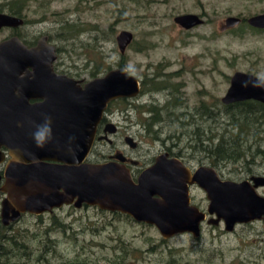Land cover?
I'll return each mask as SVG.
<instances>
[{
  "label": "rangeland",
  "instance_id": "rangeland-1",
  "mask_svg": "<svg viewBox=\"0 0 264 264\" xmlns=\"http://www.w3.org/2000/svg\"><path fill=\"white\" fill-rule=\"evenodd\" d=\"M23 1L28 20L21 29L24 37L33 41L48 36L58 49L57 68L65 74L91 81L93 73L102 77L118 69L124 58L125 68L141 80L154 73L178 72L171 81L183 83V87L179 86L181 108L169 106L174 102L171 90L131 100L161 108L160 123L154 126L157 134L147 131L151 122L150 114L145 113L148 108L127 110L128 119L121 122L131 124L132 132L139 135L138 151L132 153L144 159L171 150L172 155L190 166L211 165L206 154L197 149L217 144L226 126L216 125L208 112L201 118L202 110L198 108L205 102L212 113L216 112L213 105L225 96L230 86L228 78L235 72H255L264 78V31H254L244 23L221 31L228 17L246 22L264 14V0ZM186 14L203 15L205 24L189 32L183 30L174 19ZM70 24L86 27L87 32L72 37L63 31ZM122 31L135 35V43L124 56L116 40ZM8 36L9 31H0V42ZM127 104L117 103L114 109L124 111L129 108ZM196 134H202L203 141ZM105 148L110 146L105 144ZM244 148L253 162L252 171L262 173L264 156L256 150L264 151V142L249 139ZM244 160L225 166L220 172L224 180L244 179ZM193 194L206 210L203 191L196 189ZM56 215H28L21 219L12 231V238L24 244L18 251L7 238L3 240L5 235L11 238L12 233L0 232V245L9 254L18 255L11 257L13 264H264L261 223L239 227L233 234L226 232L223 225L205 224L199 239L183 234L163 242L153 227L98 208H65Z\"/></svg>",
  "mask_w": 264,
  "mask_h": 264
},
{
  "label": "water",
  "instance_id": "water-1",
  "mask_svg": "<svg viewBox=\"0 0 264 264\" xmlns=\"http://www.w3.org/2000/svg\"><path fill=\"white\" fill-rule=\"evenodd\" d=\"M175 23L191 29L204 21L187 14L177 16ZM241 23V18L229 17L222 30ZM247 23L264 30V14L250 17ZM23 24L22 19L0 14V28ZM116 40L124 56L134 34L122 31ZM57 59L56 47L48 44L47 37L35 47L18 37L0 43V165L6 158L2 148L12 157L8 168L0 169V183L5 182L1 189L6 194L1 212L5 225L25 213L39 216L64 205L85 204L155 226L165 239L183 234L198 239L207 215L191 205V185L207 194V214L216 217L208 225L224 221L233 231L237 224L264 218V197L257 192L264 186V177L253 178V185L223 181L213 168L192 173L182 160L168 154L159 156L137 182L123 163H84L108 105L137 97L140 82L122 67L81 87L76 80L56 74ZM246 100L264 104V79L238 72L223 102ZM40 131H44L42 146L35 139Z\"/></svg>",
  "mask_w": 264,
  "mask_h": 264
},
{
  "label": "flooded vegetation",
  "instance_id": "flooded-vegetation-1",
  "mask_svg": "<svg viewBox=\"0 0 264 264\" xmlns=\"http://www.w3.org/2000/svg\"><path fill=\"white\" fill-rule=\"evenodd\" d=\"M25 7H26V3L23 0H0V14L8 15V16H11L14 18H19V19H22L24 21V24L21 26H18V27H2V28H0V31H4V30L9 31V36L7 38H5L3 41L11 39L13 37H18L26 44V41L22 37L25 35L21 31V29L25 28V26L28 25V20L26 19V15H25V10H26ZM195 15H197V14H195ZM198 16L204 21V23L200 26H196V27L191 28V29H186V28H184L178 24L177 25L187 32L192 31V30L199 28L205 24L204 16L203 15H201V16L198 15ZM244 21L245 20L242 19V23L240 25H242L244 23ZM174 22H175V19H174ZM246 22H247V20H246ZM239 26H236L234 28H237ZM222 28H221L222 32H226L228 30L234 29V28H228V29L222 30ZM262 31H264V30H262ZM43 37H47L48 38V44H51L48 36H43ZM43 37H41L39 39H34L33 41H30V43L28 42L31 45H28V44H26V45L28 47H35L38 45V42ZM3 41H1V42H3ZM134 43H135V35H134V40H133V43L131 44V46ZM56 50H57V56H58V49L56 48ZM57 61H58V59H57ZM57 61L54 63V68H55V72L57 75L67 76L71 79H74L77 82H79L78 85L81 87H84L85 84L90 82V81H86L84 79H79L76 76L65 74L64 71H59L57 68L58 67ZM238 72L245 73L248 75H253L257 78L264 79L263 77L258 76L255 72H248V73L242 72V71H238ZM238 72H235L230 78H228L229 83H230L229 89L227 90L225 96L222 97L219 102H216L213 105V107L216 108V110H217L216 112L212 113V118H215L216 125L222 124V125L226 126V128L224 130L226 133L220 134L218 140L220 138H222L223 136H225L226 139L231 138L232 133H233L236 125H238L237 123L238 122L241 123L244 121L247 122L250 117L258 125L264 123V111L262 109H260V106L264 105L263 103L255 101V100L237 101V102H232L229 104L223 102V99L227 96V94H228V92L232 86V79H233L234 75ZM160 73L161 72L154 73L150 76H146L143 80H141L137 77L139 82H140V87H141L140 94L137 97L129 98V99H117V100L112 101L108 105V108H107L106 112L104 113L103 119L101 120L100 124L98 125L97 134H96V138H95V142H94V145L92 147V150H91L88 158L86 159V161L84 163H87V164H104V163H110V162L123 163V166L126 169L130 170L134 181L137 182L139 176L146 169H149L150 167H152L155 164L156 159L159 156H161L163 154H168L169 158H177L174 155H172V152H170L171 150L161 152V154H159L158 156H154L151 159L150 158L144 159L143 157L141 158V156L133 154L132 152L138 151V148L140 145V141L138 140L139 135L137 136L134 134V132H132V125L131 124H127V125L121 124V122H125V120L128 119V113L126 114L125 112H127V110H129V109H133V110L134 109H142V108H144V109L145 108L146 109L151 108V110L155 109L156 110L155 112L157 113L156 117L159 119L160 113L162 112V110H161V108L156 107L155 104H153V103L150 105L143 104V103L136 104L133 101H131V100H135V99L137 100L139 98L141 99L142 97H144L147 94L164 93V92H169V90H171V92H169V94L173 97L174 102L172 101L169 106L172 108H176V109L181 108L183 101L179 99V94L181 93L179 86L183 87V83L177 84V83L171 81V77L177 76L178 72L170 73V74H167V73L166 74H160ZM97 78H99V77H97ZM94 79H96V78H94ZM120 100H126V102L129 103L128 104L129 108L128 109L125 108L124 111L115 110L114 106L117 105V103L118 104L122 103V101H120ZM35 102L36 101H32L31 103H35ZM200 109L202 110V114H205L206 111H204V110H207V111L209 110V112H210V110H212L210 104L208 105L205 102H202V105H200L198 110H200ZM246 109H249L250 111L248 112ZM238 110H242V111H238ZM148 114H150V113L148 112ZM218 114H219V116H218ZM150 116L151 117H149L148 119L151 121L150 122V124H151L152 123L151 119L153 116H155V114H153L151 112ZM203 118H205V117H203ZM210 118H211V116H210ZM224 119L228 120V121H225V123H224V121H223ZM148 128H149V126H148ZM148 128H147V131H149ZM151 131L153 133L157 134V132L154 131V126H153ZM260 135H262L264 138V133H261ZM112 137L119 138V140L116 142L115 140L112 139ZM203 137H204V135H203ZM248 138L255 140V141H262V139H263V138L259 137V133L252 134V135H250V137L248 136ZM129 139L131 141H128ZM105 144L106 145L108 144L110 146V149H106ZM122 145H123V147L121 148ZM2 151L6 154V158H5L4 163L0 165V169H7L10 162L12 161V157L10 156L9 151L7 149L2 148ZM178 159H180V158H178ZM244 159H245L244 160L245 162H244V167H242V169L245 170L246 176L244 177V179H241L238 182L249 181L253 185L254 182L252 181V179L256 178V177H264V171L262 173H256L255 171H252L250 166H252L253 162H251V160L248 159V156L244 157ZM180 160H182V159H180ZM182 162L191 170L192 173H194L197 169H199L201 167L213 168L216 170V172L218 173V176L221 180L231 181V180H224L222 174L220 173L222 171V169L225 168V166H227V164H224V165L222 164L218 167L211 166V165L194 167V166H190V165L186 164L183 160H182ZM50 163L51 164H58L61 166L63 165V164H60L57 162H50ZM4 183H5L4 179H2V182L0 183L1 212H2L3 202L6 198V194L1 191L2 187L4 186ZM189 189H190L191 205L198 207L202 212L206 213V215H207L206 221L203 222V224H202V232H203L204 225L205 224L208 225V221L211 218H216V217L215 216H212V217L209 216L207 214V209L206 210L202 209L200 207V204L197 203V197H196V195L193 194V192L196 189L199 191H203V190L200 189L197 185H191L189 187ZM257 192L259 193L260 196L264 197V186H260L259 188H257ZM203 193L205 194V199L203 201L207 202V205H209V200L207 198V194L204 191H203ZM65 208H73V209L80 210V211H82V210L88 211L90 208H98V207H90V206L83 204L82 207L77 208L75 206V204H71V205H64L60 208H55L52 212H46V213L41 214L39 216H36V215H33V216L44 217L45 215L48 214V215L56 217L57 216L56 214L58 212H63L65 210ZM99 210H101V209H99ZM101 211H105V210H101ZM105 212H109V211H105ZM111 213H113L115 215L116 214L117 215H124V216L130 218L131 220H133L138 225L153 227V229H155V231L159 233V235L162 238L161 240L163 242L168 240V239H165L161 235V233L159 232V230L155 226L148 225L146 223H139V222L135 221L129 215L122 214L120 212H111ZM28 215L32 216V214H29V213L22 214L19 221L10 222V224H8V225L4 224L2 216L0 215V232L12 233L15 225L18 224L21 221V219H23L25 216H28ZM254 223H261L263 225V230H261L259 233V235L262 237L260 243L263 244L264 243V218H262L261 220H256V221L248 223V224H237L233 231L227 230L226 224L224 223V221H221L218 225L212 224L210 226L220 227L223 225L226 232L233 234L236 232L237 228L243 227L246 225H253ZM12 237H14L13 233L11 234V238ZM6 238H9V237H7V235H5L3 240H5ZM170 239H172V238H170ZM162 243H161V245H162ZM1 246L3 247V245H0V247ZM161 248L164 249V246ZM151 249H154V248H151ZM163 264H164V262H163Z\"/></svg>",
  "mask_w": 264,
  "mask_h": 264
},
{
  "label": "trees",
  "instance_id": "trees-1",
  "mask_svg": "<svg viewBox=\"0 0 264 264\" xmlns=\"http://www.w3.org/2000/svg\"><path fill=\"white\" fill-rule=\"evenodd\" d=\"M243 25L254 30V31L262 32V30H258V29H254V28L250 27L248 25V23L245 21H244ZM64 30H65V32H68L69 34H72L71 35L72 37H78L81 34L87 32L86 27H81V26H78L76 24H74V25L70 24V25L66 26L63 29V31ZM22 37L26 41V44L31 45V44H29L30 43L29 40H27L24 36H22ZM125 60H126L125 58L122 60L121 64L119 65V68L125 67ZM100 71L103 72V70H100ZM102 72H100V73H102ZM105 73L106 72H104V74ZM92 77L93 78L99 77V73H97V72L93 73ZM120 101H122V103H127L126 100H120ZM127 106H128V104H127ZM260 109H262L264 111V105H261ZM246 110L248 112L250 111L249 109H246ZM155 111H156L155 109L151 110V108H148L145 111V113L149 112L151 114V112H152L153 114H155V116H153L151 119L152 123L148 124L149 131L152 130L153 126H156L157 124L160 123V120L156 117L157 113ZM238 111H242V110H238ZM207 112H208V115L211 116V118H212V111H210V112L206 111L205 114ZM205 114H202L201 118H203V116ZM237 124L238 125H236V127L232 133L231 138L226 139L225 136H223L222 138H220L218 140L217 144L212 145V143H211L208 146L201 145L204 147L201 149H197V150H202L206 154V156H207V158L210 161L212 166L218 167L222 164L228 165L231 163H236V162H239L244 157H247L248 156L247 151L245 150L244 146L246 145V143L249 139L248 136L250 137V135H252V134L259 133V135H260L261 133H264V123H262L263 125L262 124L258 125L256 122H254L251 119V117L249 118V120L247 122H245V121L241 122V123L238 122ZM196 127L200 128L199 125H196ZM196 135L198 136L199 141H203V140H201L202 134H196ZM210 140H212V139L210 138L209 141ZM262 142H264V138L262 139ZM191 149H193V148H191ZM256 151H257L258 155L264 156L263 150L258 148V150H256ZM7 240L9 242H12V244H13L12 246L16 249V251L20 250L21 247H24V244H20V243L16 242V240L13 238H7ZM1 245H3V244H1ZM17 256L18 255L16 252H14L13 254L12 253L9 254V251H7V249L4 246L0 247V264H13L11 257H17ZM70 264H81V262L75 261L74 263H70Z\"/></svg>",
  "mask_w": 264,
  "mask_h": 264
},
{
  "label": "clouds",
  "instance_id": "clouds-1",
  "mask_svg": "<svg viewBox=\"0 0 264 264\" xmlns=\"http://www.w3.org/2000/svg\"><path fill=\"white\" fill-rule=\"evenodd\" d=\"M35 139L37 141V145L42 146L44 141V131L38 132L35 136Z\"/></svg>",
  "mask_w": 264,
  "mask_h": 264
}]
</instances>
